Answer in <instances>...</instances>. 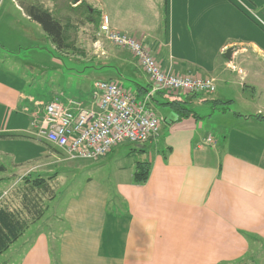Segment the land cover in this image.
<instances>
[{
    "label": "crops",
    "instance_id": "crops-1",
    "mask_svg": "<svg viewBox=\"0 0 264 264\" xmlns=\"http://www.w3.org/2000/svg\"><path fill=\"white\" fill-rule=\"evenodd\" d=\"M31 6L52 13L77 51L57 50L29 16ZM102 14L109 17L114 30L139 41L165 72L211 77L215 91L217 83H233L240 75L241 88L254 94L256 88L244 80L254 79L256 70L264 77V58L252 55L264 56V41L249 39L253 21L232 0H166V4L165 0H8L0 14V165L5 168L0 172V204L29 221L26 202H19L21 193L29 189L28 178H49L45 194L54 200L53 186L63 183L57 175L66 171L62 167L71 166L68 170L75 174V167L101 168L110 162L108 178L103 179V170L98 169L95 177L77 184L74 175L67 179L64 195L54 207V218L62 228L55 237L50 235L53 229L27 234V228L10 246H16L18 264H264V139L234 127L206 130L197 113L178 118L163 105L171 97L158 92L152 94L146 109L158 117L162 116L155 112L158 108L167 110L168 117H161L155 136L133 145L130 152L114 153L130 144L124 142L85 165L78 163L84 160H66L60 150L35 135L32 121L39 112L19 84L28 74L16 67L46 54L57 69L65 67L54 50L65 54L75 68L85 65L83 74L69 65L59 69L62 75L81 78L84 85L78 89L80 99L67 101L92 106L93 82L88 78L97 71L109 70L108 80L137 101L152 89L130 52L97 35ZM227 49L231 50L228 57ZM121 80H127L129 87ZM197 95L180 94L179 98L191 103ZM199 101L214 107L210 120L217 117L221 100ZM260 112L256 114L263 115ZM245 116L252 115H237L242 122L264 124ZM208 137L210 143H206ZM138 161L150 163L143 184L132 181ZM40 196L42 207L44 197ZM30 202L29 211L36 214L38 207Z\"/></svg>",
    "mask_w": 264,
    "mask_h": 264
},
{
    "label": "built area",
    "instance_id": "built-area-1",
    "mask_svg": "<svg viewBox=\"0 0 264 264\" xmlns=\"http://www.w3.org/2000/svg\"><path fill=\"white\" fill-rule=\"evenodd\" d=\"M97 35L130 52L149 78L152 89L137 101L116 82L98 80L92 84L90 107L72 99L66 103L58 98L47 102L43 118L40 122L32 121V127L38 138L60 150L66 160L96 161L119 144L140 145L155 136L163 120L146 109L154 92L211 94L215 91L211 77L163 71L139 41L114 30L106 14L100 16ZM210 142L208 137L206 143Z\"/></svg>",
    "mask_w": 264,
    "mask_h": 264
},
{
    "label": "rangeland",
    "instance_id": "rangeland-1",
    "mask_svg": "<svg viewBox=\"0 0 264 264\" xmlns=\"http://www.w3.org/2000/svg\"><path fill=\"white\" fill-rule=\"evenodd\" d=\"M8 0H4V2L0 3L1 9L0 14L3 13L7 6ZM232 2L239 6L243 10V12H246L252 19L253 23V30L250 31L249 39L254 43L258 42V37L262 38V41H264V0H232ZM82 9H79V11ZM95 28H93L94 30ZM238 34V32H236ZM232 35L230 38L235 40L234 32H231ZM243 37L242 34H238ZM247 43V42H244ZM262 43V42H260ZM263 44V43H262ZM246 45V44H245ZM261 45V44H260ZM114 46V45H113ZM247 52L249 54L251 53V46L246 47ZM53 55L58 57L60 60H62L67 67L70 69L77 70L80 74L84 73V67L85 65H77L79 68H75L66 57L65 54H60L58 51H52ZM257 58H264L262 54H257L253 52V56L255 55ZM47 55V56H46ZM43 55L45 57H37L35 60H30L31 62L22 63L19 65V67H16L19 72L21 71L22 74H28L26 77L31 78V80H27L26 77L22 82H19L21 90L23 93L27 96L30 94V96L33 98V106L36 108V111L39 112V114L42 112L41 115L35 114V117L33 121L40 122L43 118V109L41 111V108H43V105L47 103L48 101H51L52 97L56 95H60L63 93V95L58 98L62 103H66L67 99L69 98H75L80 99V92L78 89L83 88L84 85H82L81 78L78 79L72 74L68 75H62L59 69H64L65 67H58V69L51 63H49V59L51 58L48 54ZM46 58V60H45ZM74 64V63H73ZM104 63H100L101 67H104ZM262 69H264V65L261 66ZM108 70V69H107ZM31 71V75L29 73ZM93 72V71H90ZM71 73V70H70ZM108 73H111L108 71H97L91 74V76L88 78V80L94 82V81H109L108 80ZM263 73L260 71H255V78L253 80L251 78H248L245 81V83L249 86H254L256 88V93L254 94L250 89L243 90L241 88V83L239 81V76L236 75V77L233 79V83L229 84H223L222 82L217 83V89L214 93H198L197 97L193 98L192 102L188 105V108H190L193 112L197 113L201 117V121L204 123V128L206 130H210L215 128V131L218 129V127L223 128H230L234 127L237 131H240L242 133L247 134H253L254 138L259 140L264 139V124L261 122H256L254 120L251 121V123H246L240 121L243 118H238L237 114L240 115H254L257 113L258 110H260L264 115V77L262 76ZM83 76V75H82ZM85 76H89V73ZM24 78V77H23ZM116 81V80H114ZM122 85L125 88L129 87V82L127 80H121ZM254 84H257L255 86ZM65 94V95H64ZM165 94V93H164ZM182 95V94H181ZM184 95V94H183ZM53 98V99H54ZM206 99L207 101L211 100H221L222 102L217 103L216 108L218 110V113H216V118H211V113L214 109L212 104L210 103H200V99ZM37 102V104L35 103ZM225 110V113H219ZM35 111V113H36ZM158 114H161L164 117L167 116V110H162L161 108L157 109L155 111ZM260 112V113H261ZM161 116V117H162ZM163 118V117H162ZM239 120V121H238ZM239 125V126H237ZM216 137L219 139V145L222 144V139H220V134H215ZM259 140V141H261ZM225 147V146H224ZM129 149H134L133 145L125 144L121 147H119L117 150L114 151L116 156L130 152ZM23 153V152H22ZM138 153H135V156L138 157ZM117 158V157H116ZM94 161H86V162H78V163H84L85 165L88 163H91ZM109 163L102 164L101 168L98 167H88L84 169H78L80 167H75V174L73 172H70L68 169L70 167H62V170H66L64 172H60L59 175H57L59 180L62 181L58 182L57 186H53V192L55 199H49V194H42L43 198V204L42 209H44V215L43 217L35 222L31 223L28 227V230H26L27 234L33 233L35 230L41 229L48 233H51V229H53L50 235L53 237L55 232L59 231L62 228L61 221L55 219V212L56 207L55 204L58 203L57 200L61 198L64 195L65 192V185L67 182V179L70 178V176L74 175L76 178L75 184L77 182H82L87 177H95L96 173L98 172V169L103 170V179L108 178V172H109ZM78 166V165H75ZM59 167V166H58ZM57 167V168H58ZM106 171V173L104 172ZM35 176V174H34ZM72 176V177H74ZM32 179H35L33 177ZM72 180V179H71ZM8 181V179H7ZM11 182L1 186V189L6 188ZM21 184L20 186H22ZM19 186V187H20ZM26 187H24L25 189ZM20 190L23 187L19 188ZM28 191V190H26ZM24 193L22 192L19 196V202H26L27 198H24ZM46 195V196H45ZM55 207V208H54ZM20 242V241H19ZM18 244V242H17ZM16 246L14 245L6 252L0 255V264H18V257L17 254L14 253ZM52 253H54L52 251ZM55 254V253H54Z\"/></svg>",
    "mask_w": 264,
    "mask_h": 264
},
{
    "label": "trees",
    "instance_id": "trees-1",
    "mask_svg": "<svg viewBox=\"0 0 264 264\" xmlns=\"http://www.w3.org/2000/svg\"><path fill=\"white\" fill-rule=\"evenodd\" d=\"M27 11L31 19H33L40 25L43 32L48 38H50L51 42L57 50L63 52L72 50L77 51L76 49H72L71 43L68 41V37L62 29L61 22L56 17H54L52 13L44 9L42 6H31L29 9H27ZM158 93L162 94V96L171 97V101H166L163 105L168 106L172 111H174L178 115V118H187L196 115L195 112L188 108L190 102L186 99L179 98V95L181 93L174 94L164 91H159ZM197 94L198 93L184 95L193 97ZM237 115L239 116L240 114ZM246 117H252L257 120L264 121V116L261 114L245 116V118ZM4 170L5 168L0 165V172ZM149 170V162L138 161L132 174V181L135 184L145 183L148 178ZM47 181H49V178L35 177V179H27V182H30V190L28 189V191H26L27 194L24 193V198H27L25 207L26 213L31 215L29 218V221L31 223L37 221V219L39 220L40 217L44 214V209H42L41 207L40 195L46 193V187L48 186ZM29 200H31V202H34H30L31 205L34 204L36 207H38L34 210L36 214L29 211ZM26 219V217L21 216V212L10 210L7 206L0 204V255L6 252L10 248V246L14 244L28 228L29 221Z\"/></svg>",
    "mask_w": 264,
    "mask_h": 264
},
{
    "label": "water",
    "instance_id": "water-1",
    "mask_svg": "<svg viewBox=\"0 0 264 264\" xmlns=\"http://www.w3.org/2000/svg\"><path fill=\"white\" fill-rule=\"evenodd\" d=\"M230 53H231V50H230V49H227L224 55H225L226 57H228Z\"/></svg>",
    "mask_w": 264,
    "mask_h": 264
}]
</instances>
